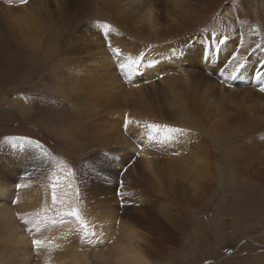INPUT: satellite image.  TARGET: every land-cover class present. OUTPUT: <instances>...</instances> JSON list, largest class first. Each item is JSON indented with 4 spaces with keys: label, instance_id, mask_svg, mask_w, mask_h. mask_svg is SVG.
<instances>
[{
    "label": "bare ground",
    "instance_id": "bare-ground-1",
    "mask_svg": "<svg viewBox=\"0 0 264 264\" xmlns=\"http://www.w3.org/2000/svg\"><path fill=\"white\" fill-rule=\"evenodd\" d=\"M14 1L15 17L11 23L16 27L20 40L30 47L42 48L49 61L56 57L64 60L54 62L55 65L64 64L58 90L72 102L69 105L74 112L80 113L85 119V133L94 131L92 127L95 124L102 129L108 125L116 135L121 136L118 135L121 141L135 135L137 143L144 142L146 149L139 150V155L144 162L145 180L156 197L161 199V217H165L172 225L170 231L179 234L178 240L181 236V241L176 245L181 254L194 250L193 242L199 231L196 237H191V234L201 228L200 222H193L189 229L191 234L186 231L181 233L177 225L181 219L171 214L170 204L182 201L187 191L190 196L197 198L201 186H209L210 176L206 169L208 159L218 163L222 161L227 170L238 176L243 186L251 188V194L243 190L237 193L236 199H228L226 217H237L238 220L253 217L258 224H262L264 201L258 199L256 194L260 188L264 189V93L258 90L264 79L257 78L256 72L259 70L264 73V52L257 48V45L264 46V0H228L227 5H223L224 0L219 10L223 12L228 7L227 20L233 21V24L223 23V37H228L225 44L218 47L223 65H219L220 60L215 63L208 61L207 64L201 61L203 48L197 51V37L188 44L198 33L199 26H204L203 23L211 13V6L215 4L217 7L221 0H27L23 4L20 0ZM233 10H236V14L232 16ZM118 22L129 28L127 34H107V26ZM212 44L213 39L210 47H213ZM141 52L146 55L139 66H133L131 70L124 69L120 74L114 69L129 58L139 56ZM233 53L244 58L245 68L236 80L226 79L219 73L213 74L227 81H219L217 85L226 102L220 101L226 107L220 116L216 112L206 118V110L196 106L197 95L206 88L204 94L209 105L213 101L207 87H202L203 79L197 76V72L204 70L202 67L215 70L213 66L218 69L222 65L224 68V60L232 57ZM199 56L202 66L198 64ZM186 65L190 71L181 69ZM166 66L178 70L165 73L162 70ZM160 70L162 72H158ZM148 74L162 78L160 81L166 86L161 96L153 98L155 104L147 101L143 95L144 86L138 84L140 76L146 77ZM121 79L134 84L131 86L140 93V109L137 111L128 109L127 104L119 100ZM216 83L213 81V86ZM222 83H233L234 89H226ZM234 94L238 97L237 102L231 101ZM84 96L86 98L80 100ZM219 107L213 108L218 110ZM44 108L50 118V106L44 105ZM125 114L133 122L128 130L124 128ZM56 115L61 119L62 111ZM115 120L120 124L118 128L112 125ZM183 121L191 122L195 128L212 137L221 133L228 134V146L223 153H215L211 146L202 144L203 139L194 142L189 131L171 133L161 129L154 134L155 139H148L150 130L147 124L177 128L174 124ZM122 131H125L123 135L128 133L127 138L120 134ZM15 141L6 140L4 145L0 142V264H46L50 259L56 260L57 254L67 258L70 264H108L114 262V259H119L116 264H147L138 240L134 244L126 240L125 245L114 243L102 248L101 233L107 234L103 232V227L110 231V222L104 221L101 225L98 217L94 216L95 222L88 218L90 214L83 215L75 184L65 163L57 166L46 147ZM111 143L116 144L107 137L98 149L89 141L80 142L86 152L99 151V155L94 156H101L88 162L99 164L98 170L110 176L111 172L116 171L112 169L116 158L112 153L114 149L108 147L105 150L102 146ZM177 144L184 145V148L179 149ZM28 164L32 168H28ZM54 166L55 175L48 189L40 185L25 189L28 195H34L33 202H24L21 192H12L11 180L14 175L22 178L29 172L34 175L36 172L50 171ZM57 181V196L64 200V208L77 207L90 231L96 233L89 241H81V229L74 220L48 225L37 231L32 223L24 224L18 219V213L29 218L37 213L43 215L45 209L51 206L52 184ZM165 207H169V210L165 211ZM48 215L53 213L49 212ZM161 217L158 218L159 224L169 232L170 228ZM115 220L112 221L111 234L115 233ZM33 239L45 241L44 247H31ZM56 264L67 263L64 261ZM257 264H264V260Z\"/></svg>",
    "mask_w": 264,
    "mask_h": 264
},
{
    "label": "rangeland",
    "instance_id": "rangeland-1",
    "mask_svg": "<svg viewBox=\"0 0 264 264\" xmlns=\"http://www.w3.org/2000/svg\"><path fill=\"white\" fill-rule=\"evenodd\" d=\"M226 2L228 3V0L225 3L224 0H221L217 7L215 4L211 6V13L207 18L210 19H206V22L203 23L204 26L200 25L198 28L199 30L201 29L202 34L198 30L199 34L197 33L194 35L195 37L193 36L188 41L190 45L191 41L197 37V51L202 47V53H211V57L207 58L208 60L201 55L203 63H215L220 60L218 62L219 65L221 63L223 65L219 49L210 47L211 39H213L210 36L215 34V36L222 38L225 27L223 23H226V25L233 24V21L230 20L228 22L227 20L228 7L223 12L219 10L223 3V5H227ZM14 6V0H0L1 145H4L3 143L6 140H10L5 139V137H27L32 141H38L42 147H46L45 149L51 154V158L53 156L57 166L65 163V168L70 173L75 184L76 196L79 202L82 203H80V208L83 215L87 216V214H90L88 218L95 222L96 218L94 216L98 217V223L101 225L104 221L110 222V231L103 227V232L107 234L101 233L103 237L101 247L106 248L114 243L125 245L126 240L129 244H134L138 240L147 264L150 262L151 264H243V262L257 264L262 259L264 260V220L261 221L262 224H258L253 217L249 219L244 217L245 220H238L237 217L229 219L225 215L228 199L230 197L236 199L237 193L243 192V190L251 194V188L243 186L238 176H235L234 172L227 170L222 161L218 163L213 159L206 161V169L210 176H208L209 186L205 187L202 185L201 192L197 198L190 196V192L187 191L182 201L170 204L171 214L181 219L180 222H177L178 227L182 230H179L181 233L186 231L191 234L189 229L194 224L193 222H200L201 228L195 229V232L193 231L191 234V237H196V232L199 231L198 237L193 242L194 250L181 254L176 247L177 242L181 241V236L178 240L179 234H175L173 230L170 231L172 225L160 214L162 209L160 206L161 199L156 197L145 180L144 162L141 160L140 155H137L139 150L146 149L144 142L137 143L135 135L121 141L118 138L119 134L116 135L110 127H107L108 125L102 129L95 124V127H92L94 131L85 133V119L80 113L74 112L73 107L69 105L72 102L58 90L61 70L64 64L55 65L54 62H62L64 60L56 57L49 61L42 48L30 47L20 40L16 27L11 23L15 17ZM235 11H232L234 13L232 16L236 14ZM109 26L110 28L108 26L106 28L107 34L121 36L126 35L129 30L128 27L121 26L119 22ZM197 59L198 64H200V56ZM229 59L231 57L224 60V65H227ZM222 65L218 68L219 70L213 66L216 68L215 70L202 67L204 70L197 72V76L203 79L202 87H207L213 101L209 105L207 96L204 94L206 88H203L197 95L196 106L206 110V118L216 112L220 116L226 107V105L222 104V102L226 101L223 100L224 97L220 94V90L217 89L218 82L220 81L219 83H221L224 80H221L222 78L217 75H213L214 73H220ZM205 68L208 72H206ZM114 69L119 74L122 72L118 67H114ZM181 69L190 71L187 65ZM173 70L177 72L178 69L166 66V69L162 71L166 73L167 71L173 72ZM227 70L230 71L229 69ZM160 79L157 75L151 76L148 74L146 77L140 76L138 81V84L144 86V97L150 103L152 101V104H155L153 98L161 96L164 92L163 88H166ZM121 80L119 100L127 104L128 109L137 111L140 109L138 108L140 105L138 101L140 93L135 87L131 86L134 84ZM213 81L217 82L214 86L212 84ZM224 82L227 83V81ZM226 83L225 85L222 83L226 89H234L233 83H230V85ZM168 96H170V92ZM85 98L84 96L80 100ZM237 99V95L234 94L231 101L236 100L237 102ZM216 102L219 104H214ZM43 104L50 106L52 110L50 118H48L47 109L44 108ZM216 106H220L218 110L213 108ZM21 108L23 109L21 110ZM37 109H41V111H37ZM58 111H62L61 119L56 115ZM112 125L117 128L120 126L116 120ZM174 125L177 128L191 132L194 142L203 139L202 144L211 146L215 153H223L229 144L228 134L221 133L212 137V135H206L202 130L195 128L196 126L191 122L187 123L186 121L178 122ZM124 132L122 131L120 134L127 138L128 133L123 135ZM234 135L238 134L235 133ZM107 137L110 138L111 142H116L115 145L111 143L110 145L102 146L105 150L108 147L114 149L112 153L116 158L112 169L116 171L111 172V176L98 170L100 168L99 164L95 165L88 162V160L98 159L101 155L99 157L94 155H97L99 151L86 152L85 148L80 144L82 140L89 141L94 148L99 149L101 148L100 143H105ZM11 141L16 143L15 140ZM20 142L27 145L24 141ZM176 146L181 150L184 148V145L177 144ZM30 165L28 164V168H32ZM55 167L50 171L36 172L34 175L29 172L22 176L23 179L14 175L12 178L14 182L11 180L12 192H21L24 202H33L34 195H28L25 189L28 186L38 187L39 185V187L45 186L48 189L55 175ZM116 172L117 175L114 176ZM17 184L22 187L17 188ZM256 196L264 201V189L260 188ZM122 201L124 202L123 207L121 206ZM168 210L169 207H165V211ZM159 217L166 222V226L170 228L169 232L163 225L159 224ZM113 219L118 220L117 222L116 220L114 221V227H116L115 235L111 234ZM7 238L10 239L8 236ZM10 242L13 244L11 239ZM55 257L56 260L49 258L50 260L46 264H56L64 261L70 264L67 258H62L58 254ZM118 261L119 259H114V262L110 261L108 264H116Z\"/></svg>",
    "mask_w": 264,
    "mask_h": 264
},
{
    "label": "snow or ice",
    "instance_id": "snow-or-ice-1",
    "mask_svg": "<svg viewBox=\"0 0 264 264\" xmlns=\"http://www.w3.org/2000/svg\"><path fill=\"white\" fill-rule=\"evenodd\" d=\"M27 0H20V3H26ZM110 28V26H108ZM228 40L227 36L224 37H218L213 34V44L212 46L215 48H218L220 45L225 44V42ZM149 48H151V45H149ZM257 48H259L262 52H264V46L257 45ZM146 53L141 52L139 56L135 58H129L127 62L120 63L118 65V69L124 70L129 69L131 70L133 66H139L142 63V59L145 57ZM202 55L205 58H210L211 53L210 52H203ZM264 63V61H262ZM245 68V62L244 58L242 56H238L237 54L233 53L231 59H229L227 65H225L224 68H221L220 70V76L225 77L226 79L236 80L239 78V75L241 74L242 70ZM225 69H230L226 73ZM139 75V73H136ZM256 77L264 79V73L260 72L259 70L256 72ZM260 92L264 93V83H261L258 89ZM133 122L128 118L127 114H125L124 118V128L125 130H128L129 126ZM146 127L150 130L148 134V139L152 140L155 139V133L158 132L161 129H164L171 133H183L186 130L181 128H173L169 127L167 125H159V124H147ZM5 139L10 140H19L24 141L29 144H33L36 147H42L38 141H32L27 137H5ZM139 153H137L138 155ZM45 155H49L48 153H45ZM58 181L54 182L52 184V203L51 206L47 209H45L44 214L41 215L37 213L34 217L29 218L23 214H17L18 219L22 221L24 224L32 223L33 227L39 231L41 228H44L48 225H55L57 223L64 224L71 222L74 220L81 229V241L87 242L91 237H94L96 233L94 231H90L88 223L85 221L84 217L81 215L80 210L75 206H69L66 209L64 208V200L58 198L57 196V187H58ZM17 188L21 187L20 184L16 185ZM119 195V192H118ZM15 202V201H14ZM121 206H124V202H121ZM49 212H52L53 215H48ZM57 217L59 219H57ZM103 241H101L102 243ZM48 243H51V241H48ZM32 245L35 249H41L45 245V241L41 239H33Z\"/></svg>",
    "mask_w": 264,
    "mask_h": 264
}]
</instances>
